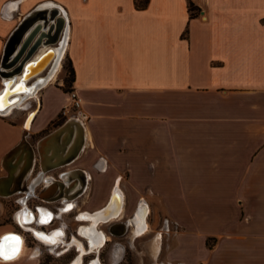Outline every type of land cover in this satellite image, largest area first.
<instances>
[{
  "label": "crops",
  "instance_id": "obj_1",
  "mask_svg": "<svg viewBox=\"0 0 264 264\" xmlns=\"http://www.w3.org/2000/svg\"><path fill=\"white\" fill-rule=\"evenodd\" d=\"M188 1L197 14L190 16ZM36 7H57L66 22L57 67L65 58L70 62L79 107L67 108L65 120L79 119L85 131L84 148L66 170L82 169L77 174L87 181L88 197L81 209L98 212L91 225L109 221L99 212L117 196L124 211L109 222L128 215L133 236L129 219L139 206L148 210V229L134 237L150 231L151 211L164 215L172 228L164 264H264V0H148L143 9L134 0H0V58L12 31ZM58 80L25 107L0 113V177L6 175L3 158L27 122L10 116L33 114L26 138L36 143L69 104ZM42 206L34 213L27 206L37 226L56 233L63 251L87 252L46 224L71 207L56 214ZM85 215L91 213L79 221ZM32 222L21 226L38 230ZM11 229L0 225V252L15 258L0 264L26 253ZM81 229L89 250H98Z\"/></svg>",
  "mask_w": 264,
  "mask_h": 264
},
{
  "label": "bare ground",
  "instance_id": "obj_2",
  "mask_svg": "<svg viewBox=\"0 0 264 264\" xmlns=\"http://www.w3.org/2000/svg\"><path fill=\"white\" fill-rule=\"evenodd\" d=\"M36 8L42 9V8H48V7H36ZM49 13H50V11L48 10V14ZM55 13H58L57 15H59V11L57 10L56 12H54L52 14V17L55 16ZM38 15L45 16V14L43 12L38 13L36 16H38ZM54 20H55V18H54ZM65 26H66V22L64 19V24H63V27H62L60 33H59L57 41L55 43H53L52 45L41 44L37 48V50L32 54V56L28 60L25 61V63L23 64L22 70L19 73L15 74V75L10 74L9 76H6V77L0 76V79L3 82V84H2L3 88L0 90V111H2L1 112L2 114H8L12 109L18 108L23 103L28 101L29 99L36 97V94L38 93L39 90H41L43 87H46L51 81L56 80L57 71L59 73V67H57V66L59 64V59L61 56L59 51L60 50L63 51L64 45H65L66 32H67V30H66V32L63 36V31L65 29ZM30 28L28 30H30ZM61 36H63V38H61V43H60L59 39ZM18 39H19V37H18ZM14 44H13L11 49H13L15 47ZM4 47H5V45H4ZM3 50H4V48H3ZM2 54H3V52H2ZM1 57H2V55H1ZM0 60H1V58H0ZM47 69H49L48 73L44 76V78H47V79H44L41 76V74L44 71H46ZM50 71H51V73H50ZM31 79H34V80L32 81ZM30 120H31V117L28 119L26 127H24L25 129L28 128ZM77 123H78V137H77L76 142H75L73 147H70V144L72 143V140H73L72 135L75 132L76 125L73 124L72 121H69L68 125H66L61 131L57 132L56 134L52 135L48 139L43 140L41 142V147H40V151H39V156H40V158H39L40 159V167L39 168H40L41 172L44 171L43 168L49 169V167H56L62 163H65L66 161H70V162L65 164V167L70 166L78 158V156L80 155L81 151L84 148L85 131H84V126L81 125L82 122L80 123L79 119H78ZM27 130H29V128ZM36 152H38V151H36ZM24 154H25V148L22 150V153L18 157L17 166L11 167V164L9 162L5 164L8 167V171L10 172L11 176H10V179L7 180L6 182H4L2 187H0V193L3 194V195H0V197H11L14 194H20L22 192H27L28 196L30 195V197L32 196V194L37 196V194H36L37 192H34V188H35V186H37L41 182V180L46 185L52 179H57V178L49 176V175L45 176L43 179V177L39 174L38 177L35 178L33 181L29 180L30 177H33L32 172H30L31 169L27 173V170L29 169V166H30V161L28 163H26L27 165L23 168L22 173L20 174L19 178L14 179L13 175H15V173H14L15 169L23 161L25 162ZM49 154H51V156H48ZM38 166H39V163H38ZM60 169L61 168H59L57 170H60ZM57 170H54V171H57ZM54 171H53V173H54ZM5 172L7 174L6 170H5ZM46 173H48V172H46ZM61 179L64 182L57 184L56 191L50 190L46 194V196L51 197L53 195H56L58 193V191L60 190V196H59L60 199L57 201H53V202L51 201V203L53 204V203L59 202L60 204L64 205L61 208V210L63 212V210H66V209L69 210V208L71 207L69 202H71L73 200L75 201L77 198L81 197L82 193L77 195L76 197H74L77 194L76 190L80 186L82 188H85L87 181H85L84 177L82 179L81 176L78 175L77 173L63 174ZM71 179H75V180L72 183L66 182V180H68V182H69ZM26 181L28 182V185H30V183L32 181V184L30 185V187H27ZM43 183H40V184H43ZM21 187L24 188L23 191L19 189ZM11 188L14 189L13 192L16 191L12 195H10V189ZM66 198H68L69 200ZM119 198L117 196H113L112 200L110 201L109 206L106 207L103 211L100 210L101 212H99V214H100L101 220L109 219V221H110V219L112 220V218H115V217H117V215L121 214V205H120ZM39 201H41L43 203H50L49 201H45L42 199H39ZM25 202H26V200H25ZM19 204H20V202H19ZM23 204H24V202H23ZM25 205H27V202ZM20 206H21V204H20ZM72 208H74V203H73V206L71 207V209ZM29 209H27L24 206L22 208V210L17 214L16 221H17V223L18 222L20 223L19 225L26 224L28 222L33 221L34 214L30 211L31 209L30 210ZM71 209L69 211H71ZM41 211H45V210L42 209ZM93 221H95V220L93 219ZM96 221H97V219H96ZM95 223L96 222H93V225L91 226L92 230H90V228H87V229L85 228V234L88 237L93 236V239H91V246H92V248L97 249V248L101 247L102 244H104L103 242L105 241V238H104L102 233L96 231ZM29 227L30 226H25V228H27L25 230L26 231L33 230V229H30ZM33 231H36L38 236L41 239L43 238L42 241H44L45 243H48L50 245H54V244L56 245V242L58 241V238H59L56 233H47V232H44L41 230H33ZM13 237H15V238H13V239H15V241H17V239H19V241H21V243L25 244L22 236L18 237L16 235H13ZM2 239H3V237H0V241ZM4 243H6V241H4ZM78 243H80V242H78ZM7 244H9V245L11 244L9 240H8ZM10 247H12V246L10 245ZM79 247H81V246H79ZM3 248H1V249H3ZM6 249L9 250L10 248L6 247ZM11 249L13 250V247ZM17 249H20L19 244L16 245V250ZM82 249L83 248H80V250H82ZM16 250H14V251L16 252ZM14 251H12V252H14ZM20 255L21 254H19V256ZM14 258L15 257L9 258L7 261L12 260ZM1 259H4V258L0 257V260Z\"/></svg>",
  "mask_w": 264,
  "mask_h": 264
},
{
  "label": "rangeland",
  "instance_id": "obj_3",
  "mask_svg": "<svg viewBox=\"0 0 264 264\" xmlns=\"http://www.w3.org/2000/svg\"><path fill=\"white\" fill-rule=\"evenodd\" d=\"M70 68H71V64L68 61V59L65 58L63 60V66L60 69L59 74L57 75L56 80H55V81H57L59 77H60V79H62V80H58V82L62 81V84L60 86L62 88L68 89V91L65 93H69L71 90H73L72 84L70 87L69 83H68ZM48 70L49 69L44 71L41 74V76H45L48 73ZM31 80L33 81L34 79H31ZM1 82H2V80L0 79V87H1L0 90L3 88V85H2L3 82L2 83ZM25 103H23L18 108L25 107L26 106V105H24ZM34 105H36V102L34 103ZM66 109L67 108H63L62 112L58 116V119H56L51 124L49 129L46 130L45 135H47L48 133L57 129L58 127H60L64 123L63 121L66 118L64 111ZM76 109H72V110L74 111ZM32 110H34V109H32ZM27 113H26V110H21V111H19V113L11 115L10 118H14V119L18 118L21 122L23 121V119L28 121L27 119H29L30 117L32 118L33 114L29 113L30 115L27 116ZM25 123L27 124V122H25ZM53 127H55V128L52 129ZM50 129H52V130L50 132H48ZM45 135H43L42 138ZM71 167H73V166H71ZM67 168H68V166L65 168V170ZM60 171L62 172L63 170H57V173H60ZM52 173H53V171L51 172V174ZM54 174H55V172L53 173V175ZM38 190H37V192H38ZM20 196H22V195L12 196V197H0V225H6L7 228H12L11 230L16 231L15 233L19 232V234H21V235L23 234L25 236V243H26V251L25 252L26 253H24L20 257V259H18L15 262H12L10 264H69L74 258H76V256H78L79 262L82 259L83 264H87L88 261H90L92 259L93 255H94L93 252H98L99 250H100L99 258H100L102 264H164L163 262H165L164 252L166 250V247L168 246V241L170 239L172 228H171V226L167 225L164 215L159 211H151L147 217V221L150 225V231L144 236L134 237L135 232L139 228L142 229V231L140 232V235H143L144 232L148 229V224L145 221V217H146V214L148 213L147 212L148 210L143 208V206H139L138 210L134 211L133 216L129 219V223L132 224V226H133L132 231L134 233V236L131 233V231H128L126 233V235H124V236L112 237V241L107 246H104L102 249L99 248L97 251L90 252L88 240L82 235V233L80 235L79 230L82 227H83L82 229L90 228L92 226L91 225L92 224L91 216L94 217L97 215V213L93 214L94 210L81 209V208L75 207L72 211H68L67 215L62 216V218H59V221L65 222L69 225V228H70L69 234H73V229L75 228L76 224L78 222H80L78 233H79L80 237L85 239V241L83 239L79 238L78 236L77 237L74 236L73 238H75L79 242H81L82 246L84 247V249L87 252H85L83 255H81V253L79 252V255H78V252L76 251V249L74 247H71L70 249L67 248V252L62 253L63 252V249H62L63 243H62V248L59 246L60 244H56L53 247H46L43 244H41L40 242L32 240L30 234L21 225H19L17 223V221L15 220L17 214L25 206V204H26L25 200L28 199L27 195L23 194L22 197H20ZM87 197H88V194L84 192V195L78 200L79 201L78 205L80 207L85 208L84 206H85V202H86ZM17 202H20L21 206ZM23 202H24V204H23ZM42 204L44 205V203H42ZM55 204L59 205L58 208H59V212H60V208L62 207V205H60L59 202L55 203ZM27 205H26V208H27ZM28 208H30V207L28 206ZM43 208H45V207H43ZM31 211H32V209H31ZM123 211L121 212V214L123 213ZM70 212H72V213H70ZM75 212L77 215L76 220L78 222H76L74 220ZM86 212H90L91 215H85V216H83V218H81L82 221H79V216L82 213H86ZM127 213L129 214L130 212H127ZM127 216L124 219H121V221L127 219L128 218ZM14 217H15V219H14ZM141 220L144 221V223H142V225L137 223V221H141ZM101 223H104V222H98L96 227L99 230L103 231L101 228L103 227V229H104V225L101 228L99 227V225ZM31 227L38 229V230H41L40 228H37V227L32 226V225H31ZM72 239L67 240L66 242L73 241ZM156 245H157V248L155 250L154 246H156ZM158 247H159V249H158ZM27 248L35 249L36 254H35V252H33V254L30 255L28 253L29 251H27Z\"/></svg>",
  "mask_w": 264,
  "mask_h": 264
},
{
  "label": "water",
  "instance_id": "obj_4",
  "mask_svg": "<svg viewBox=\"0 0 264 264\" xmlns=\"http://www.w3.org/2000/svg\"><path fill=\"white\" fill-rule=\"evenodd\" d=\"M48 10L50 13L48 14ZM58 10L57 7H52L50 9L48 8H42V9H37L34 8L32 9L29 13L26 14V16L23 17V19L20 21V23L17 25V27L12 31L10 36L8 37L3 54L0 60V76L1 77H6L9 76L10 74H17L22 70L23 64L25 63L26 60H28L32 54L37 50V48L41 45H52L55 43L58 39L59 33L63 27L64 24V18L61 15H57L58 13H55V16L52 17V14ZM43 12L45 16L38 15V13ZM55 18V20H54ZM61 21V22H60ZM61 23V24H60ZM31 27V28H30ZM30 28V30H28ZM19 37V39H18ZM15 43V44H14ZM13 44L15 47L13 49L12 46ZM15 52V53H14ZM14 53V54H13ZM19 62V63H18ZM18 63V64H17ZM2 112V111H0ZM69 121H72L73 124L76 125L75 127V132L72 135V143L70 144V147H73L76 139L78 137V119L77 118H68L64 121V123L56 129L53 133L50 132L47 135H45L43 138L39 139L36 143L31 144L27 140V135H28V130L23 129L21 140L16 144L12 149H10L4 156L2 166L3 168L7 171V174L5 176L0 177V187L6 182L7 180L10 179V172L8 171V167L5 165L6 163H10L11 167L17 166L18 164V157L22 153V150L25 148V154H24V159L25 162L23 161L19 166L15 169L13 175L14 179H18L20 174L22 173L23 168L27 165L30 161V166L28 171L31 169L30 172H33L35 169V166L38 164L37 163V154L36 151H40L41 147V142L43 140L48 139L52 135L56 134L57 132L61 131L66 125H68ZM65 136V135H64ZM71 141V140H70ZM29 152V155L28 154ZM78 154V153H77ZM48 156H51L49 154ZM30 157V158H29ZM75 158V157H74ZM70 161H66L65 163H62L56 167H49V169L43 168L44 171H40L39 169L37 170L35 175H41L44 179L45 173L46 172H51L54 170H57L61 168L60 170H63L60 173H57V171H54L58 179H52L49 183L45 185V183H42L43 181L35 186V188L39 187V191L37 196H35L38 199H42L45 201L53 202L57 201L60 199V190L56 195H53L51 197H47L46 194L50 190L56 191V186L57 184L63 183L64 181L61 179L63 174H74L79 171H82V169L79 168H74L71 170H65V164L69 163ZM33 164V165H32ZM75 179H71L69 182L66 180L67 183H72ZM20 190H24L23 187L19 188ZM14 189H10V195L15 193L16 191L13 192ZM84 188L81 186L78 187L76 190L77 194L74 196L76 197L77 195L81 194L83 192ZM0 195H3L0 193ZM68 199V198H66ZM69 200V199H68ZM27 202V200H26ZM34 222V220H33ZM32 222V223H33ZM31 223V224H32ZM113 231L112 233L116 235H122L126 231L128 224L126 222H115L113 223ZM43 230V229H41ZM33 236L40 242L44 243L43 238L41 239L36 231L29 230ZM44 231V230H43ZM13 235H16L18 237H21V235L18 233H12ZM40 238H38V237ZM24 241V239H23ZM25 242V241H24Z\"/></svg>",
  "mask_w": 264,
  "mask_h": 264
},
{
  "label": "flooded vegetation",
  "instance_id": "obj_5",
  "mask_svg": "<svg viewBox=\"0 0 264 264\" xmlns=\"http://www.w3.org/2000/svg\"><path fill=\"white\" fill-rule=\"evenodd\" d=\"M36 172L37 171H35V169H34V171L32 172V174L33 175H35L36 174ZM54 176H56V174H54ZM39 189V187H37V188H34V192H37V190ZM85 192V190H83V192H82V194ZM81 197H79L75 202H74V208L77 206V204L76 203H78L79 201V199H80ZM18 204H19V202H17ZM27 204H28V206L30 207V208H32V211L33 212H35L36 211V209H37V207H39V206H42L43 204L41 203V201H39V199L38 198H36L35 197V195L34 194H32V196L31 197H29L28 199H27ZM20 205V204H19ZM44 205H47L48 207H50L52 210H53V212H55L56 214L57 213H59V205H57V204H55V203H44ZM64 205H62V207H63ZM61 207V208H62ZM73 208V209H74ZM81 208V207H80ZM70 213H72V212H70ZM77 215H76V212H75V214H74V220L76 221V222H78L77 220ZM36 220L34 219V222L32 223V225L33 226H35V227H37L36 226V222H35ZM118 222H126V220H124V221H118ZM113 223H115V222H104V223H101L100 225H99V227L101 228L103 225H104V229H103V227L101 228L103 231V233H105L104 235L106 236V240L104 241V244L100 247V249H102L104 246H107L111 241H112V237H115V236H124L125 234H126V232H127V229H128V227H127V229H126V231L124 232V234H122V235H116V234H114V233H112L111 231H113L114 229H113ZM127 223V222H126ZM79 224H80V222H78L77 224H76V226H75V228L73 229V234H69V231H70V228H69V225L67 224V223H65V222H61V221H59V218L57 217V218H52L51 220H49L48 222H47V225L50 227V231H54V230H60V231H62V239H64L65 241H67V240H71L74 236H78L79 238H81V239H83L82 237H80L79 236V233H78V229H79ZM46 225V226H47ZM29 234H30V236H31V238H32V240L33 241H38L34 236H33V234L30 232V231H27ZM84 241H85V239H83ZM38 242H40V241H38ZM41 244H43L44 246H46V247H53V246H49V245H47V244H45V243H42V242H40ZM61 248H62V244H60L59 245ZM72 247H74V246H72ZM62 249H64V248H62ZM77 251V250H76ZM67 251H63L62 253H66ZM99 252H100V250L98 251V252H93V257H92V259L91 260H93V259H98L99 260V263L100 264H102V262H101V260H100V258H99ZM82 264H83V262H82Z\"/></svg>",
  "mask_w": 264,
  "mask_h": 264
},
{
  "label": "trees",
  "instance_id": "obj_6",
  "mask_svg": "<svg viewBox=\"0 0 264 264\" xmlns=\"http://www.w3.org/2000/svg\"><path fill=\"white\" fill-rule=\"evenodd\" d=\"M147 3H148V0H134L135 7L137 9L145 8ZM188 11L190 12V16L197 14V8H196V6L193 5V3L191 1H188ZM73 74H74L73 68L71 67L69 70V79H68V83H69L70 87H71V84L73 82ZM62 89L64 92L68 91L67 88H62Z\"/></svg>",
  "mask_w": 264,
  "mask_h": 264
},
{
  "label": "built area",
  "instance_id": "obj_7",
  "mask_svg": "<svg viewBox=\"0 0 264 264\" xmlns=\"http://www.w3.org/2000/svg\"><path fill=\"white\" fill-rule=\"evenodd\" d=\"M68 94V100H69V104L65 107V108H69V109H76L79 107V99L78 97L76 96L74 90H71ZM1 113V112H0ZM65 113V112H64ZM36 222V226H37V221ZM47 224V223H46ZM37 228H39L37 226ZM40 229H43L44 231H47L45 230L43 227H40ZM25 241V239H24Z\"/></svg>",
  "mask_w": 264,
  "mask_h": 264
},
{
  "label": "snow or ice",
  "instance_id": "obj_8",
  "mask_svg": "<svg viewBox=\"0 0 264 264\" xmlns=\"http://www.w3.org/2000/svg\"><path fill=\"white\" fill-rule=\"evenodd\" d=\"M4 254L2 252H0V257H3ZM4 258H12V257H4Z\"/></svg>",
  "mask_w": 264,
  "mask_h": 264
}]
</instances>
